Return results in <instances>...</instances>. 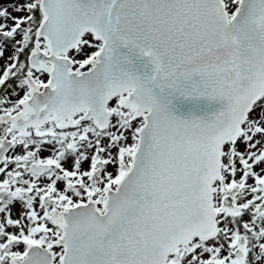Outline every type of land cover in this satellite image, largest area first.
Returning a JSON list of instances; mask_svg holds the SVG:
<instances>
[{
    "label": "snow or ice",
    "instance_id": "1",
    "mask_svg": "<svg viewBox=\"0 0 264 264\" xmlns=\"http://www.w3.org/2000/svg\"><path fill=\"white\" fill-rule=\"evenodd\" d=\"M0 264H264V0L0 5Z\"/></svg>",
    "mask_w": 264,
    "mask_h": 264
},
{
    "label": "water",
    "instance_id": "2",
    "mask_svg": "<svg viewBox=\"0 0 264 264\" xmlns=\"http://www.w3.org/2000/svg\"><path fill=\"white\" fill-rule=\"evenodd\" d=\"M19 0H0V5L2 6H13L15 5Z\"/></svg>",
    "mask_w": 264,
    "mask_h": 264
},
{
    "label": "rangeland",
    "instance_id": "3",
    "mask_svg": "<svg viewBox=\"0 0 264 264\" xmlns=\"http://www.w3.org/2000/svg\"><path fill=\"white\" fill-rule=\"evenodd\" d=\"M18 2H22V0H19ZM18 2H17V3H18ZM17 3H16V4H17ZM16 4H15V5H16ZM10 7H11V6H10Z\"/></svg>",
    "mask_w": 264,
    "mask_h": 264
}]
</instances>
